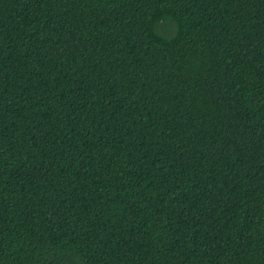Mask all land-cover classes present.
Masks as SVG:
<instances>
[{"label":"trees","instance_id":"obj_1","mask_svg":"<svg viewBox=\"0 0 264 264\" xmlns=\"http://www.w3.org/2000/svg\"><path fill=\"white\" fill-rule=\"evenodd\" d=\"M0 264H264V0H0Z\"/></svg>","mask_w":264,"mask_h":264}]
</instances>
